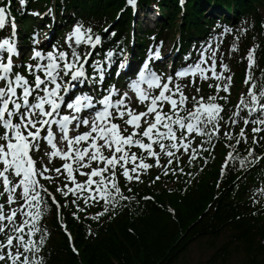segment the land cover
I'll return each instance as SVG.
<instances>
[{
	"label": "snow or ice",
	"instance_id": "6c2138e0",
	"mask_svg": "<svg viewBox=\"0 0 264 264\" xmlns=\"http://www.w3.org/2000/svg\"><path fill=\"white\" fill-rule=\"evenodd\" d=\"M137 2L127 0L132 7ZM19 3L24 6L27 0ZM10 8L11 0H0V30L6 27ZM11 27L12 35L0 38V197L5 198L0 203V264H46L43 249L50 233L43 220L53 208L59 218L62 208L74 207L70 215L76 220L80 213L87 218L93 206L102 209L91 215L93 220L115 214L117 207L134 198L125 189L131 192L133 183L142 184L152 169L161 171L150 184L162 176L174 175L178 180L184 174L183 157L190 164L197 157L207 163L220 143L229 149L222 176L232 161L239 160L242 168L250 169L264 159L256 156L254 147L246 149V157L239 156V146L248 142V125H252L253 145L264 140L260 135L264 133V70L259 78L254 76L258 45L241 58L248 63L247 91L233 110L226 105L234 73L220 52L222 41L202 45L196 58L186 56L185 64L174 73L158 72L153 66L164 59L160 41L149 49L135 78H129L123 90L107 83L112 76L108 71L112 50L86 67L92 50L103 44V37L90 25L76 23L64 45H52L48 51L33 33L27 62L20 59L14 18ZM233 31L247 30L224 27L220 36ZM238 42L237 35L228 48L229 58L238 51ZM185 79L189 84L181 83ZM198 80L213 81L208 83L213 94L201 95ZM80 85H87L88 91H75ZM190 86L195 88L191 95L185 91ZM226 111L231 112L227 119ZM241 121L244 127L236 133ZM81 128L86 130L81 132ZM57 159L60 167H50ZM60 224L71 241L62 218ZM72 250L78 252L74 244Z\"/></svg>",
	"mask_w": 264,
	"mask_h": 264
},
{
	"label": "trees",
	"instance_id": "16d2710c",
	"mask_svg": "<svg viewBox=\"0 0 264 264\" xmlns=\"http://www.w3.org/2000/svg\"><path fill=\"white\" fill-rule=\"evenodd\" d=\"M152 1L157 2L140 0V6H149ZM55 2L58 7L66 5L68 11H76L90 24H96L113 21L125 0ZM177 3L178 0L158 1L165 9L161 23L165 26L168 22H181L185 48L207 32L206 24L222 19L229 23L228 28L247 30L228 33L231 44L235 36H239L238 51L231 54L238 66H243L241 58L249 49L258 45V67L254 69V76H261L264 70V0H189L182 16ZM119 18L117 38L124 34L125 24L131 19L130 9ZM253 147L256 156L264 157V140L253 145L250 133L247 144L239 146L240 158L246 157V149ZM228 150L223 143L220 161ZM218 166L212 163L196 176L180 175L166 187L161 182L141 185L139 193L126 201L123 211L103 223H96L91 234L88 228L83 230L82 225L69 217L78 252H73L68 240L55 229L44 247L46 264H176L180 258H185L192 244L203 241L205 250L214 249L205 264H228L239 254L244 256L241 264H264V201L259 196L262 192L256 190L258 181H264V165L249 170L235 160L230 162L223 176ZM147 195L152 199H143ZM170 209H174L173 212Z\"/></svg>",
	"mask_w": 264,
	"mask_h": 264
},
{
	"label": "rangeland",
	"instance_id": "374dc122",
	"mask_svg": "<svg viewBox=\"0 0 264 264\" xmlns=\"http://www.w3.org/2000/svg\"><path fill=\"white\" fill-rule=\"evenodd\" d=\"M149 16L151 18H155L153 14H149ZM143 21H145V20H143V17L140 14L139 19H138V23H141V24L139 25V28L142 27ZM149 21L151 22L152 20L150 19ZM148 25H149V23H147V25H145V27H148ZM167 48L170 49L171 47L168 45ZM242 93H243V91H242ZM202 246H205L204 242H199V245L192 244V246L190 247V250L186 254L185 258H180L176 262V264H199L200 262L205 264L207 259L209 258V256L214 252V249L205 250ZM231 264H234V262H232Z\"/></svg>",
	"mask_w": 264,
	"mask_h": 264
},
{
	"label": "bare ground",
	"instance_id": "6f19581e",
	"mask_svg": "<svg viewBox=\"0 0 264 264\" xmlns=\"http://www.w3.org/2000/svg\"><path fill=\"white\" fill-rule=\"evenodd\" d=\"M190 45V44H189ZM91 231L93 232V229H91Z\"/></svg>",
	"mask_w": 264,
	"mask_h": 264
}]
</instances>
